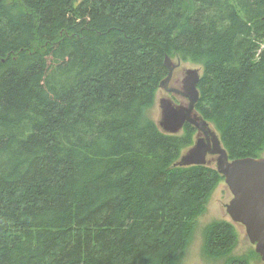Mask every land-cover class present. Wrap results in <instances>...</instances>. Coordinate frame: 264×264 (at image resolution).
I'll return each mask as SVG.
<instances>
[{
	"label": "trees",
	"instance_id": "trees-1",
	"mask_svg": "<svg viewBox=\"0 0 264 264\" xmlns=\"http://www.w3.org/2000/svg\"><path fill=\"white\" fill-rule=\"evenodd\" d=\"M0 0V264H176L223 178L146 117L166 56L229 159L264 156V0ZM234 226L208 225L226 257Z\"/></svg>",
	"mask_w": 264,
	"mask_h": 264
},
{
	"label": "water",
	"instance_id": "water-1",
	"mask_svg": "<svg viewBox=\"0 0 264 264\" xmlns=\"http://www.w3.org/2000/svg\"><path fill=\"white\" fill-rule=\"evenodd\" d=\"M170 57L164 59L166 77L160 82L159 89L172 93L167 85L173 71L178 67ZM183 81L186 105H175L168 97L159 100L160 119L158 127L169 135H178L185 125L191 126L196 135L193 144L180 155L174 167L212 166L223 178L232 199L225 206L231 222L241 225L254 246L255 253L264 263V156L259 158L229 159L216 130L197 112L200 98L198 84L199 70H186Z\"/></svg>",
	"mask_w": 264,
	"mask_h": 264
},
{
	"label": "rangeland",
	"instance_id": "rangeland-1",
	"mask_svg": "<svg viewBox=\"0 0 264 264\" xmlns=\"http://www.w3.org/2000/svg\"><path fill=\"white\" fill-rule=\"evenodd\" d=\"M5 4L13 16L16 17L20 14L21 11L18 8L19 0H5ZM170 59L173 64L179 65L177 67L178 69L176 68L174 70V73L177 70L189 69L199 70L200 74L202 72L201 66L190 60L183 59L179 56H172ZM163 97H167V93L158 88L153 104L146 111V117L157 125L160 119L159 100ZM211 127L213 128L212 125ZM184 152L185 150H183L182 154ZM231 199L232 195L224 180H222L211 194L204 212L196 219L189 240L175 260L176 264H228L226 260L227 256L223 258H210L205 256L203 251L205 229L208 225L216 221H226L234 226L237 241L235 248L229 255L230 259H241L244 261V264H264L255 253L254 246L250 244L244 228L241 225L233 224L226 214L225 206Z\"/></svg>",
	"mask_w": 264,
	"mask_h": 264
},
{
	"label": "flooded vegetation",
	"instance_id": "flooded-vegetation-1",
	"mask_svg": "<svg viewBox=\"0 0 264 264\" xmlns=\"http://www.w3.org/2000/svg\"><path fill=\"white\" fill-rule=\"evenodd\" d=\"M185 71L186 70H177L175 73L173 71L174 74L172 73V77L167 85V89H170L172 91V93L167 94V97L170 98L175 105H186L188 102V100L184 96L178 94L184 92L183 81L186 76Z\"/></svg>",
	"mask_w": 264,
	"mask_h": 264
}]
</instances>
